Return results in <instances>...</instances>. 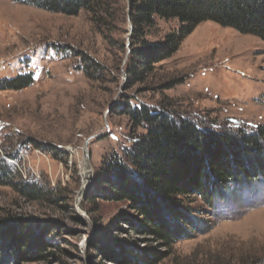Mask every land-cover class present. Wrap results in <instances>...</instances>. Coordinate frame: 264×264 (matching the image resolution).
Returning <instances> with one entry per match:
<instances>
[{"label": "rangeland", "instance_id": "rangeland-1", "mask_svg": "<svg viewBox=\"0 0 264 264\" xmlns=\"http://www.w3.org/2000/svg\"><path fill=\"white\" fill-rule=\"evenodd\" d=\"M99 2L95 14L67 17L0 0V83L29 74L35 80L19 92L0 90V158L22 181L54 190L52 202L30 203L0 187V217L29 222L36 243L46 232L55 244L49 261L19 264H125L124 241L156 247L166 254L159 264H264V182L214 209L186 200L201 233L172 247L132 232L129 205L105 201L94 187L103 162L145 133L133 128L128 108L216 131L264 126V42L204 23L144 82H130L129 0ZM179 26L157 19L144 40L159 45ZM88 60L96 71L86 69Z\"/></svg>", "mask_w": 264, "mask_h": 264}, {"label": "trees", "instance_id": "trees-1", "mask_svg": "<svg viewBox=\"0 0 264 264\" xmlns=\"http://www.w3.org/2000/svg\"><path fill=\"white\" fill-rule=\"evenodd\" d=\"M11 1L67 17L82 12L95 14L100 9V0ZM129 5L130 82H144L154 65L176 54L186 38L204 23H215L264 42V0H129ZM157 19L176 20L180 26L163 43L152 45L144 39ZM84 64L87 70L97 69L89 60ZM34 83L32 74L20 75L2 81L0 90L19 92ZM126 113L133 128L145 133L135 135L128 148L103 162L94 187L105 201L129 205L136 214L130 223L132 232L172 247L191 238L192 231L201 233V222L184 206L186 200L197 197L204 206L214 209L217 202L233 193L264 182V126L216 131L143 106L128 108ZM0 187L11 188L30 203L52 202L54 197V190L22 181L11 163L2 158ZM34 227L22 221L11 225L6 217H0V264L55 257L49 252L55 244L46 232L37 243L33 240ZM123 243L125 264H159L166 258L156 247L142 248L136 241Z\"/></svg>", "mask_w": 264, "mask_h": 264}, {"label": "bare ground", "instance_id": "bare-ground-1", "mask_svg": "<svg viewBox=\"0 0 264 264\" xmlns=\"http://www.w3.org/2000/svg\"><path fill=\"white\" fill-rule=\"evenodd\" d=\"M83 179H84V185H87L90 180V167L89 166L85 167V169L83 170Z\"/></svg>", "mask_w": 264, "mask_h": 264}, {"label": "water", "instance_id": "water-1", "mask_svg": "<svg viewBox=\"0 0 264 264\" xmlns=\"http://www.w3.org/2000/svg\"><path fill=\"white\" fill-rule=\"evenodd\" d=\"M92 178V177H91Z\"/></svg>", "mask_w": 264, "mask_h": 264}]
</instances>
